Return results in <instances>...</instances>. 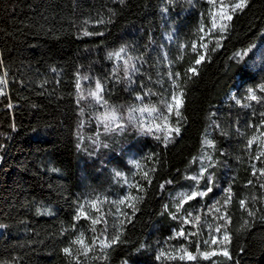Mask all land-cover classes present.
Here are the masks:
<instances>
[{
  "label": "trees",
  "instance_id": "trees-1",
  "mask_svg": "<svg viewBox=\"0 0 264 264\" xmlns=\"http://www.w3.org/2000/svg\"><path fill=\"white\" fill-rule=\"evenodd\" d=\"M207 7L205 0H0V75L7 73L0 85V264H69L63 249L79 248L71 242L81 233L93 251L80 264H264V157L255 159L257 144L247 147L264 131L252 127L264 120V0H248L223 33L193 52ZM121 47L136 69L127 77L109 56ZM197 53L205 56L199 65ZM83 77L100 81L108 106L122 115L135 102L164 113L171 93H182L180 116L168 117L179 134L101 132L76 87ZM244 87L259 99L238 104L229 97H241ZM92 138L104 144L96 156ZM205 139L215 161L213 191L177 213L173 196L189 184ZM129 149L135 170L125 162ZM111 168L124 170L130 184ZM129 196L137 198L135 210ZM94 200L99 212L90 207ZM81 206L88 219H76ZM97 216L102 221L93 226ZM208 219L223 234L219 252L204 259ZM114 235L121 242L102 248ZM171 244L196 260L157 259Z\"/></svg>",
  "mask_w": 264,
  "mask_h": 264
},
{
  "label": "snow or ice",
  "instance_id": "snow-or-ice-1",
  "mask_svg": "<svg viewBox=\"0 0 264 264\" xmlns=\"http://www.w3.org/2000/svg\"><path fill=\"white\" fill-rule=\"evenodd\" d=\"M208 3L213 5L214 8H217V5H219V7L217 8L216 11H213L210 13V28H208L206 35L211 36V34L214 31H219L221 33H223L228 25L226 23V21H230L232 19V15L229 12V9L231 10V12H235L237 10H241L243 9L247 3L248 0H237V2L232 3L230 5H226L224 3V0H208ZM201 33H205V27L201 26L198 30ZM88 34V33H86ZM201 40H203V37H201ZM219 46V44L217 43V47ZM191 49L193 52H197V43L195 41H193L190 45ZM200 48H207V44L206 43H201L199 45ZM125 52V48L121 47L120 50L118 52L115 53H110L109 56L110 58L112 56H115L117 58H121V54ZM198 58L195 60V64L199 65L202 60L205 59L204 55H201L199 53H197ZM131 60V57L128 58V60L124 61V72H125V76L127 77L128 71L129 69L135 71V66L130 64L129 61ZM0 64H2V61H0ZM187 72L192 73L193 75L196 74V69L195 67H190L187 69ZM172 75L175 76H179L180 73H174ZM7 76V73L5 72L4 75H0V85L6 86L7 85V79L5 78ZM83 79H88V77H83ZM175 83V82H174ZM77 89L79 90L81 85L79 83V81L77 82L76 85ZM177 87H179V85H177ZM261 91H264V86H261L260 88ZM103 92H104V87L103 85L100 83V81H97L95 84V88L94 89H89L87 91V95L89 97L92 98V100L95 101L96 104L101 105L102 107H104L106 109L105 112H103L99 117L98 120L100 123H102L105 127V130H112V124L116 123V127L118 128H123V125L118 123L117 121L119 120L118 114H117V109L115 108H111L110 106H108V102L106 99H104L103 96ZM4 94V89L2 87H0V95ZM182 93L180 94H176L173 93L172 95V102H167L164 101V103L166 104L167 110L168 112H172L173 110H175V114L177 116H180V108L182 106V100L181 97ZM84 96L83 94L81 95L80 99H83ZM138 100H142L143 97L142 96H137L136 97ZM248 99L249 100H258L259 98L256 96L255 91L254 90H249V95H248ZM9 107H11V105H9ZM134 112H140V113H145L148 112L149 114L152 113H156L158 112V109L155 106H149V105H144L143 107H130L129 108V121H132L135 119V117L132 115V113ZM262 116H264V113L261 114ZM159 119L163 120V124H159V123H155V124H149L146 128V132L151 133L153 131V128H155L156 131H161V130H166V133H171L172 131H175L176 134H179V128H175L172 129L171 127H169L168 125V116L164 115L162 112L160 113V116L158 117ZM142 123V122H141ZM256 129H262L264 128V120H261L259 125H254L252 126ZM159 139V137H157ZM165 140L169 139V135L166 134L164 136ZM209 144H211V142H207ZM253 144H257L258 148L260 149V153L258 156L255 157V159H261V157H264V131H261L259 136L256 135V133L254 132L253 135L248 139L247 141V147L251 148L253 146ZM210 159V158H209ZM137 167H139V164L136 165ZM211 166V165H210ZM255 167V166H253ZM261 175H264V169H260L259 170ZM207 172V168L203 169L200 176L202 177L203 174ZM117 175H120V173H117ZM253 175H256V172H253ZM143 177L144 179L148 180L149 183H151V180L148 176L147 172L143 173ZM191 179L193 180H197L198 181V177H191ZM211 176L208 177V182L211 183ZM249 183H252V181H249ZM135 187L138 188V190L143 191V188L140 185H136ZM261 187H264V184L261 185ZM213 191L212 187H206V190L203 191H196L193 190L190 193L187 194H181V199L179 200V202L176 205V211L177 213H179V211L184 207V205L191 200H195L198 197H203V196H207L209 193H211ZM229 192V196L227 197V199L225 200V204H227L231 199V189H228ZM136 197H126L125 200L128 202V206L131 207L133 210H135V204L132 202L134 200H136ZM125 200H121L120 203L123 204L125 203ZM219 203V202H217ZM239 204L242 208H246V201L245 200H240ZM90 207L93 209H96L97 212L100 211V209L97 206V201H91L90 202ZM215 211L219 212L220 209L219 208H215ZM122 215H124V213H122ZM188 216H191V213L187 214ZM248 215H253L252 212H248ZM81 217H84L85 219L89 218L88 213L86 212L84 206H81L80 209L78 210V214L76 219L79 220ZM176 215L173 214V219H176ZM221 219H224L225 217H220ZM200 220L199 216H195L194 217V221L198 222ZM102 221V216H97L95 218H91V224L93 226H95L96 224L100 223ZM184 223H191L193 221H190L187 219V217L184 219L183 221ZM121 223H123V221H121ZM93 232L96 231L95 227H93L92 229ZM217 232L220 231V228L217 227L216 229ZM102 234H103V230H102ZM178 236H184L185 233L181 230L177 233ZM98 239V238H97ZM225 240H228L229 237L227 234H225L224 236ZM120 241V236L119 235H114L111 237L110 241H101L100 245L102 248H109L111 247L113 244L119 243ZM74 245H80L79 248L77 249H73L71 246L69 247H65L63 249V252L65 253V255H67L69 257V264H71L72 259H77V264H80V261L78 259V257L80 255H84L87 256L89 252L93 251V244L91 243H86L85 239H84V234L81 233L75 240H73L71 242ZM207 243V242H205ZM212 243H216V238L213 237L212 239ZM183 252V255H181L179 257L180 260H184L185 258L189 261H194L196 260V256H194L191 252H188L186 249H182L181 250ZM215 252L209 253V252H200V255L203 256L204 259H208L210 255H215ZM224 256H228V252L225 249L222 253ZM166 255V253L161 252L160 256L157 257V259H160L161 257H164ZM168 259H176L175 256L172 255H167ZM96 259H98V257H96Z\"/></svg>",
  "mask_w": 264,
  "mask_h": 264
},
{
  "label": "rangeland",
  "instance_id": "rangeland-1",
  "mask_svg": "<svg viewBox=\"0 0 264 264\" xmlns=\"http://www.w3.org/2000/svg\"><path fill=\"white\" fill-rule=\"evenodd\" d=\"M208 3V0H205ZM237 2V0H224V3L226 5H230L232 3ZM219 7V5H217V8ZM217 8H214L213 5L208 3V7L207 10L204 12V15L201 16V20L199 23V28L201 26L205 27V33H201L197 30V38L194 40L197 43V50L198 49H202L199 47V45L201 43H203L206 39L209 38L208 35H206V32L208 30V28H210V13L213 11H216ZM230 14H232L231 10L229 9ZM215 32V31H214ZM213 32V33H214ZM201 37H203V40H201ZM118 52V51H117ZM130 57V54L128 53H122L121 54V58H117L115 57V59L118 62V65L120 67L123 68L124 70V61L128 60V58ZM130 64H132V60L129 61ZM131 75V69H129L128 71V76ZM79 83L81 85L80 89H79V93L80 96L83 94L84 98L83 100L85 101V107H86V111L89 114V117L94 120V123L96 124L97 128H99V130L101 132L106 133L107 135L113 136L114 138H118L122 135L123 131L127 130L129 131V133H133V138H137V134H143L146 132V128L149 124H155V123H159V124H163V120L159 119L158 117L160 116L161 111L158 109V112L156 113H152L149 114L148 112L145 113H140V112H134L132 113V115L135 117L134 120L129 121V108L130 107H143L144 105H142L140 102H135L132 105L128 106L125 109V113L124 115L120 114L117 112L119 120L117 121L118 123L123 125V128H118L116 127V123L112 124V130H105V127L102 123L99 122L98 117L106 111V109L104 107H102L101 105H98L95 103L94 100H92L91 97H89L87 95V91L89 89H94L95 88V84L96 82H92V81H88L87 79H80ZM173 93L176 94H180V92L174 91ZM173 93H171V100L169 102H172V95ZM249 95V90L244 87L241 97H239V95H236L233 91L230 93V98L233 99V101H235L238 104H243V101L247 99ZM111 107V106H110ZM112 108V107H111ZM165 112L163 113L164 115H167L169 117V115L171 113H174L175 110H173L172 112H168L167 107L164 110ZM142 122V123H141ZM168 125L169 127V121H168ZM152 134H156L158 135L159 133H166V130H161V131H156L155 128H153V131L151 132ZM209 142L208 139L204 140V144H203V148L201 150L200 155L198 156V159L196 161H194V163L192 164V172L190 173V175L188 176L190 182L189 184L178 190V192L173 196L172 199V206L174 207V209H176V205L179 202V200L181 199V194H187L190 193L193 190L196 191H203L206 190V187H211V184L214 180V176L212 174V169L215 166V161L213 159V149H212V143L209 144L207 143ZM90 144L93 148V150L90 153V155L92 156H96L97 150L102 146H104L103 143H101L99 141V139L97 138H92L90 139ZM95 151V152H94ZM210 158V159H209ZM125 162L128 164V166L130 168H132L131 170H135L136 168H138L136 165L138 164V159L136 157V153L133 150H128V153L125 156ZM211 165V166H210ZM207 168V172H205L203 174V176L201 177L200 174L202 172L203 169ZM112 170V174L114 175V177H119L120 180L122 182H124L126 185L130 184V177L129 175L124 171V170H118L116 168H111ZM117 173H120V175H117ZM211 176V183L208 182V177ZM191 177H198V181L197 180H193L191 179ZM217 229V225L215 223H213L212 221H210L209 219L206 221L205 223V232L203 233V245H207L208 247L211 248V251L209 253L212 252H219L217 249V244L220 242L221 240V236H222V231L220 230L219 232L216 231ZM213 237L216 238V243H212V239ZM207 242V243H205ZM213 245H216L213 247ZM183 248L181 246H178L176 244H171V246L169 248H167V250H165L164 253H166V255H172L175 257H180L181 255H183V252L181 251ZM125 264H129V263H125Z\"/></svg>",
  "mask_w": 264,
  "mask_h": 264
}]
</instances>
